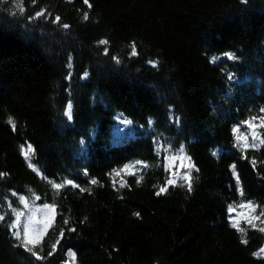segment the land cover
Wrapping results in <instances>:
<instances>
[{
	"label": "trees",
	"instance_id": "obj_1",
	"mask_svg": "<svg viewBox=\"0 0 264 264\" xmlns=\"http://www.w3.org/2000/svg\"><path fill=\"white\" fill-rule=\"evenodd\" d=\"M88 4L0 0V264H264V0ZM23 197L55 210L36 244Z\"/></svg>",
	"mask_w": 264,
	"mask_h": 264
},
{
	"label": "rangeland",
	"instance_id": "obj_2",
	"mask_svg": "<svg viewBox=\"0 0 264 264\" xmlns=\"http://www.w3.org/2000/svg\"><path fill=\"white\" fill-rule=\"evenodd\" d=\"M70 109V108H69ZM242 127V129L240 128ZM261 124L246 123L235 129L238 142L241 146L247 148L251 142L260 139L259 128ZM132 132V126L129 121L119 118V123L116 127L115 137L116 143L122 140L127 134ZM27 157V156H26ZM167 167L171 174V182L179 179H188L191 171L190 159L186 156L183 150L172 153L167 157ZM255 207L252 204H244L241 210L235 213L230 218L233 224L237 225L241 222L252 223L255 218ZM14 221L13 228L16 236L27 244H36L46 234L51 226L55 210L49 205H40L36 200H29L23 197L20 200L18 208L13 210ZM19 233V235H17Z\"/></svg>",
	"mask_w": 264,
	"mask_h": 264
},
{
	"label": "snow or ice",
	"instance_id": "obj_3",
	"mask_svg": "<svg viewBox=\"0 0 264 264\" xmlns=\"http://www.w3.org/2000/svg\"><path fill=\"white\" fill-rule=\"evenodd\" d=\"M84 2L86 3V4H88V0H84ZM244 2H246V0H244ZM88 6L89 7H91V5L90 4H88ZM39 15V14H38ZM84 18L85 19H87L88 17H87V14H85V16H84ZM56 20H59V17H56ZM64 27H68L67 25H64ZM100 43L101 44H106L107 43V41H100ZM229 59H233L234 57L232 56V54H230V53H226L225 54ZM215 59V58H214ZM229 79H232V77H229ZM71 106L69 105V108H70ZM69 115H70V113H69ZM13 127H15V125L13 124ZM214 155H215V153H213ZM95 181H93V183H94ZM191 186L189 185V188H190ZM165 189H161V191H164ZM160 193L158 192L157 193V195H159ZM135 215H139V213H136ZM73 231H74V229H72ZM17 235H19V233H17ZM242 242H244V243H246V241H242ZM254 255H258V253L257 254H254Z\"/></svg>",
	"mask_w": 264,
	"mask_h": 264
}]
</instances>
